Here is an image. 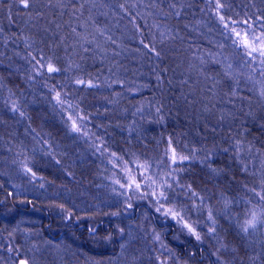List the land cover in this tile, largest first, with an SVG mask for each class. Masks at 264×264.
<instances>
[{
	"label": "trees",
	"instance_id": "1",
	"mask_svg": "<svg viewBox=\"0 0 264 264\" xmlns=\"http://www.w3.org/2000/svg\"><path fill=\"white\" fill-rule=\"evenodd\" d=\"M219 2L224 7L218 11L217 0H31L29 9L19 0H0V161L6 153H13L10 165L14 158L26 160L35 173L27 180L38 189L17 201L14 190L0 182V226L11 225L9 212L14 217L35 208L42 226L73 239V262L118 264L112 261L119 252L115 242L131 226L160 235L172 252L170 264L178 263L174 254L182 259L189 251L191 264H215L206 247L182 237L170 218L147 206L146 194L109 207L100 192L121 178L110 152L125 159L134 152L158 157L173 173L168 197L189 215L203 211L208 201L220 207L248 201L251 189L260 192L263 177L242 173L232 151L239 140L256 157L262 153L264 116L253 112L255 101L235 71L238 62L256 74L255 64L249 66L242 49L230 44L219 16L232 27L231 20L264 16V6L258 8L264 1ZM221 60L226 63L216 62ZM49 62L60 71L48 72ZM259 79L264 83L260 74ZM73 120L80 132L72 131ZM169 139L171 148L189 157L179 166L169 165L165 155ZM0 169L7 170L1 162ZM219 216L218 224L226 220ZM218 224L215 235L234 246L236 264L244 262L247 249L233 227L223 223V231ZM150 253L157 261V252L142 256ZM18 259L24 257L15 256L14 264Z\"/></svg>",
	"mask_w": 264,
	"mask_h": 264
},
{
	"label": "rangeland",
	"instance_id": "2",
	"mask_svg": "<svg viewBox=\"0 0 264 264\" xmlns=\"http://www.w3.org/2000/svg\"><path fill=\"white\" fill-rule=\"evenodd\" d=\"M261 6H264V2L263 4L260 3L258 5V8H261ZM240 27L237 29L238 31L240 30ZM216 62L226 63L225 60ZM235 71L239 78L246 85L245 88L242 87L243 92H246L247 96L255 101V108L253 112L264 116V104L260 102V98L258 95V90L261 86L259 73L256 72V74H254L250 69H246L245 65L242 66L238 62L235 63ZM249 76H251L252 78L249 79ZM86 84H91V81L87 80ZM260 127L262 128L261 125ZM249 147L253 149L250 144L247 146L241 145V148L239 150L240 159L243 160V163L245 165H247L250 173L256 174L259 178L260 176L264 178V145L262 146V153H258L257 157L255 153H253L254 150L250 149L251 151H249ZM7 150L9 151V149ZM7 150L4 151L7 152ZM7 155L9 156V158ZM177 155L180 156L179 153H177ZM5 156L6 157L3 158L0 162L2 167L7 168V170L5 171V169H0V182L4 183L6 186H10L14 190V197L18 198L17 201L22 200V197L25 196L26 193H28L27 190L33 193L37 192L38 189L33 190V184L27 180L34 177L32 172L27 171L28 168L27 165H25L26 160H21L20 162L18 159L14 158L12 164L10 165L9 160H12L13 153H6ZM155 157L150 158V156L148 155L134 152L125 159L128 161L135 160L137 164L148 163L152 165V167L149 168V170L145 173V175L151 176L155 181L151 189H149L146 186L145 182L140 179L139 172L135 168V166H132L131 164L129 165L132 169L130 175L141 183L140 192L146 194V203L148 207L152 206V208L157 209L160 204H163L164 207L159 212V214L162 215V219L170 218L172 223L174 222L175 226L177 227L176 232L180 233L182 237L191 238L199 246L206 247L207 252L213 255L215 264H218L217 249L220 248L221 243L225 242H223V239L221 237L216 236L215 233L209 232L212 224L208 220V211L209 209H211L214 219L215 216L219 218V215L224 214L226 220L223 219L220 224H217H222L223 231L227 230V227L224 225L230 224V226L233 227V236H236L235 239L239 238L241 244L247 249L245 251L247 258H242L244 262L238 264H264L262 259L258 257L261 255L264 256V224L259 223V220L264 219V202L260 201L255 194L250 196V199L248 201L233 200L227 202V204L220 205V207H218V203L208 201L207 206L203 211H200V213L197 214L193 213L189 215L186 211V208L182 205L181 202H179V200H177L175 197H168V190L165 193L168 197L167 201L160 200V203L157 204L156 201L159 199V197L152 196L151 192L155 191L159 193L160 191H164V188L160 187V185H162L165 181L170 184L169 179L172 178L173 175H169V172L171 171L170 167L163 166L160 163L159 158ZM106 162L108 163L109 161L107 160ZM117 167L119 169L121 178L116 177V181H113L115 182V184L105 183V190L100 192L101 196H105L107 194L108 198H106V201L109 207H112L113 204L115 206L126 205L129 202L128 199L130 200V198H132L131 196H138V193L134 192L132 189L127 188V184L130 182L128 179L129 174L121 171L122 165H117ZM242 173L245 172L243 171ZM117 181L119 183H117ZM121 185H125V187L122 188ZM259 188V193L264 195V189H262L261 186H259ZM36 194L39 195V193ZM170 208L183 215L184 221L195 228L196 232L200 234L201 240H196L195 236L190 234L188 230L182 226V223H178L177 220H174L171 216H165L163 214L164 210ZM34 209L35 208H33L32 210H28V214L26 215L21 212L17 215H14V217H12V212L6 214V220L9 222L11 221V225L0 226V264H14V258L17 255L23 256L27 264H80L79 260L75 259L77 261L73 262V260L71 259V257H73L72 254L78 255V250L76 249V245H74L73 239L63 237L62 235H58V233L56 234L54 229L50 227V229H47V226H42L41 214ZM217 210H219L218 213ZM253 213H255L256 217L258 218L257 227L255 228V230L249 229V231L246 233L241 231V226L246 225L247 221L252 219ZM123 215V217L126 219V213H123ZM223 223L225 224L223 225ZM148 225L149 223L147 222L145 226ZM159 225L161 224L159 223ZM129 227L131 226H128L126 228L128 232L122 238L121 236L118 237L117 243L115 242L116 246L119 247V252L112 259L114 263L123 264L126 258L129 264H144L145 261H153L151 257L146 256V258H144V256H142L145 250H151L152 252L159 253L160 260H166L168 259L169 255L172 256L171 250L167 247L163 239H155V235L157 233H155L154 230L143 229L142 233L141 228H138L139 230H136L130 229ZM225 234H227L226 231ZM145 235L148 237L147 240L143 239L145 238ZM144 242H147L145 247L143 246ZM185 243L186 242H181V240H179L178 242L176 241V244L178 245H184ZM115 244L113 246H115ZM93 245L94 244H92V246ZM161 245H163V247H161ZM94 246L96 247L97 245ZM228 246V251L221 250L219 255L224 261L227 262V264H236L238 260L231 252V246H234L231 243H229ZM71 251L73 253H71ZM69 255L70 257L65 259V257ZM190 255L191 253L189 251L187 252V254L185 253L182 259H178V255L176 254H174V257L178 262L177 264H191L188 259ZM237 257L239 258L238 254ZM170 260L173 259H168V264L171 263ZM87 264L97 263L95 261H89V263ZM146 264L150 263L146 262ZM154 264H158V261H154ZM210 264H214V262Z\"/></svg>",
	"mask_w": 264,
	"mask_h": 264
},
{
	"label": "snow or ice",
	"instance_id": "3",
	"mask_svg": "<svg viewBox=\"0 0 264 264\" xmlns=\"http://www.w3.org/2000/svg\"><path fill=\"white\" fill-rule=\"evenodd\" d=\"M19 3L23 6L25 9H29L31 7V0H19ZM83 4H81V8H83ZM123 7V5H121ZM174 7V5H173ZM217 10L223 8L224 5L217 0L216 4ZM179 15V13H177ZM219 21L221 24H223L224 29L227 33V37L231 39L232 45L237 48V49H242V54L246 58V62L249 64V66L255 64V68L253 69L254 72H258L260 76L264 77V16H256L255 19H253L252 16H248L247 19L241 20V21H236V20H231L230 23L232 27H229L228 23H225V17L224 16H219ZM237 24L241 25L240 30H237ZM75 31V29H73ZM143 43V41H141ZM145 47H149V45H145ZM151 51L155 52V48H152ZM156 55L159 56V53L156 52ZM37 64L43 68L45 65L40 64L39 61H37ZM47 71L48 72H58L60 71L59 68H56L52 65L51 62L47 64ZM252 77L249 76V79ZM76 83L78 84H83L85 83L82 80H77ZM90 83V82H89ZM235 94V93H233ZM258 95L260 98V102L264 104V83H261V86L258 90ZM57 102L60 103L61 105L63 104V101L60 100V95L57 93L56 96ZM71 107V105H69ZM13 111H18V109L13 106L12 108ZM159 111V109H157ZM21 116L24 115L23 112L19 113ZM231 115V114H229ZM248 116H252L253 114L251 112L247 113ZM71 119V117H69ZM81 121L83 122L85 117H80ZM221 120L225 119V117L222 115L220 117ZM72 131L75 132H80L81 129L76 125V122L73 120L72 121ZM170 149L166 150L165 155L168 157L169 160V165H180L183 164L184 161L188 160L189 157L180 155L178 156L176 153L175 148H171V139L168 141ZM240 148H241V141L236 140L234 142V145L232 146V151L236 153V155L233 157V159L239 160L241 167L244 172H248V167L243 163V160L240 159ZM99 151V149H97ZM225 153L229 151V149H224L223 150ZM249 151H251L249 149ZM109 156L111 158L113 167H117V165H122L121 171L128 173V179L129 183L127 184V188L132 189L134 192L139 193L141 190V183L137 181V179L133 178L131 174V167L129 166L130 164L132 166H135V168L139 172L140 179L143 180L146 184V186L151 189L155 181L152 179L151 176L145 175V173L149 170V168L152 167L151 164L145 163V164H137L135 160H125L124 156H118L116 152H110ZM28 172H31V169H27ZM211 172L216 173V169H211ZM173 173L170 171L169 175L171 176ZM35 175V173H33ZM176 183V181H173ZM117 183H119L117 181ZM121 187H125V185H121ZM160 187L164 188V191H160L159 193L153 191L151 192V195L156 197L158 196L159 199L156 201L157 204L160 203V200H165L167 201L168 197L165 194L166 191L171 189L172 185L168 184L167 181H165ZM246 187V186H245ZM261 187L264 189V178H262L261 182ZM191 191V189H189ZM251 191L258 197V199L262 202H264V195H262L259 192H256L255 189H251ZM192 197L200 201V204L203 205L205 203L204 197L199 196L197 193L192 192L191 193ZM163 204H160L159 207H157V211L160 212L163 209ZM163 214L165 216H171L174 220H177L178 223H182V226L188 230V232L192 235L195 236L196 240H201V236L198 232H196L195 228L192 227V225L188 224L186 221H184L183 215H181L179 212L173 210V209H166L164 210ZM208 220L211 222L212 227L209 229L210 233H215L216 232V220L213 217L211 209L208 211ZM258 223V218L256 217L255 213H253L252 219L247 221L246 225L241 226V231L243 232H248L249 229L255 230L257 227ZM260 224H264V219L259 220ZM155 239L159 240L160 237L158 234L155 235ZM163 247V245H161ZM229 246L227 243H221L220 248L217 249V261L218 264H227L226 261L222 259V257L219 255L221 250L228 251ZM232 252L235 253L236 249L233 248ZM191 255H194L192 253ZM168 259H172V256L169 255ZM168 259L166 260H160L159 257H157L158 264H168Z\"/></svg>",
	"mask_w": 264,
	"mask_h": 264
},
{
	"label": "bare ground",
	"instance_id": "4",
	"mask_svg": "<svg viewBox=\"0 0 264 264\" xmlns=\"http://www.w3.org/2000/svg\"><path fill=\"white\" fill-rule=\"evenodd\" d=\"M151 256H152V253H150L149 257H151ZM144 258H146V256H144ZM146 262H149L150 264H154V261H152V260H149V261H146Z\"/></svg>",
	"mask_w": 264,
	"mask_h": 264
},
{
	"label": "water",
	"instance_id": "5",
	"mask_svg": "<svg viewBox=\"0 0 264 264\" xmlns=\"http://www.w3.org/2000/svg\"><path fill=\"white\" fill-rule=\"evenodd\" d=\"M19 264H27L24 259L19 260Z\"/></svg>",
	"mask_w": 264,
	"mask_h": 264
},
{
	"label": "flooded vegetation",
	"instance_id": "6",
	"mask_svg": "<svg viewBox=\"0 0 264 264\" xmlns=\"http://www.w3.org/2000/svg\"><path fill=\"white\" fill-rule=\"evenodd\" d=\"M19 260H20V259H18V264H19Z\"/></svg>",
	"mask_w": 264,
	"mask_h": 264
}]
</instances>
